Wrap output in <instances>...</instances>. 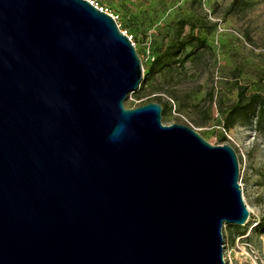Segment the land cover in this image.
<instances>
[{"label":"water","instance_id":"water-1","mask_svg":"<svg viewBox=\"0 0 264 264\" xmlns=\"http://www.w3.org/2000/svg\"><path fill=\"white\" fill-rule=\"evenodd\" d=\"M142 77L89 0H0V264H225L221 226L248 215L236 153L126 107Z\"/></svg>","mask_w":264,"mask_h":264},{"label":"rangeland","instance_id":"rangeland-1","mask_svg":"<svg viewBox=\"0 0 264 264\" xmlns=\"http://www.w3.org/2000/svg\"><path fill=\"white\" fill-rule=\"evenodd\" d=\"M95 1L142 61V81L124 105L163 102V123L188 124L210 143L233 147L248 215L237 227L223 222L222 257L225 264H264V118L256 103L229 114L239 91L243 103L251 93L264 103V0Z\"/></svg>","mask_w":264,"mask_h":264},{"label":"trees","instance_id":"trees-1","mask_svg":"<svg viewBox=\"0 0 264 264\" xmlns=\"http://www.w3.org/2000/svg\"><path fill=\"white\" fill-rule=\"evenodd\" d=\"M160 60V58H157L155 61H154V64H157L158 61ZM243 92L242 91H239L238 92V98L237 100L233 103L231 109H230V112L229 114L231 116H234L235 114H237L238 112H247L248 109H254V106H255V103H256V114L257 116L259 117V119H263L264 118V103H262V101L260 102L259 98H262L260 97V95L258 93H251L249 94V97H248V101H245V103H243ZM161 105H162V108L165 107V103L163 102H159ZM235 227H237L238 225L234 224Z\"/></svg>","mask_w":264,"mask_h":264},{"label":"clouds","instance_id":"clouds-1","mask_svg":"<svg viewBox=\"0 0 264 264\" xmlns=\"http://www.w3.org/2000/svg\"><path fill=\"white\" fill-rule=\"evenodd\" d=\"M131 117L127 113L123 115V118L120 119V123L113 133L114 138H119L123 132H125L128 128V122H130Z\"/></svg>","mask_w":264,"mask_h":264},{"label":"built area","instance_id":"built-area-1","mask_svg":"<svg viewBox=\"0 0 264 264\" xmlns=\"http://www.w3.org/2000/svg\"><path fill=\"white\" fill-rule=\"evenodd\" d=\"M92 4H94L95 6H97L99 9H101V10H104V11H106L107 9L106 8H104L102 5H100V4H98V2L97 1H95V0H89ZM107 12V11H106ZM110 14V13H109ZM112 16V15H111ZM114 18V17H113ZM125 33V32H124ZM130 37V36H129Z\"/></svg>","mask_w":264,"mask_h":264}]
</instances>
